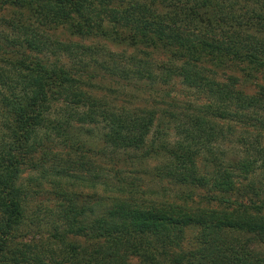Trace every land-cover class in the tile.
Here are the masks:
<instances>
[{"label": "trees", "instance_id": "16d2710c", "mask_svg": "<svg viewBox=\"0 0 264 264\" xmlns=\"http://www.w3.org/2000/svg\"><path fill=\"white\" fill-rule=\"evenodd\" d=\"M0 10V264H264V86L247 95L204 67L218 57L264 71V0H0ZM60 28L97 41L57 40ZM158 51L168 58L152 61ZM99 70L121 91L178 82L198 102L116 108L90 91ZM132 152L157 162L154 180L205 189L213 207L192 210L190 193L132 201V182L108 181L99 163ZM26 170L36 174L22 182ZM45 181L57 189L49 205L36 199Z\"/></svg>", "mask_w": 264, "mask_h": 264}, {"label": "rangeland", "instance_id": "374dc122", "mask_svg": "<svg viewBox=\"0 0 264 264\" xmlns=\"http://www.w3.org/2000/svg\"><path fill=\"white\" fill-rule=\"evenodd\" d=\"M3 11V10H0ZM2 13V12H0ZM4 14V13H3ZM7 14H5L6 16ZM4 16V17H5ZM10 17H15V15H11ZM1 18V17H0ZM0 25L1 28H5L1 19H0ZM53 38H56L57 40H72L77 41L80 44H84L86 46L89 45H95V42L97 41H89L87 40H79L76 39L73 36H68L64 33L63 29H59L56 32L53 33ZM95 40V39H91ZM101 44H103L106 48H108L111 52H118L119 49L110 43L108 41H105L104 39H100ZM107 42V43H106ZM93 43V44H91ZM128 50V49H127ZM130 50V49H129ZM94 52V51H93ZM159 52V53H158ZM152 54L151 60L155 62H160L161 60H165V57L168 58L167 52H160ZM125 54H129V51H125ZM94 53H92L93 55ZM55 56L59 57L60 62L64 61L61 55L56 54ZM97 60L103 59V55L98 52V54L95 55ZM163 56V57H162ZM161 58L159 60L158 58ZM171 58V56H170ZM218 57L213 58L212 62H208L204 64L205 68H208L212 72L216 73V77L220 82H230V78L236 79L234 88L241 90L243 93L247 95H253V93L257 91L258 86H264V71L254 72L253 68H249L251 72H249L244 66L247 67L245 64H241L237 61H227L225 58H221L223 63L217 64ZM167 60V59H166ZM172 61V60H171ZM162 62V61H161ZM176 66L180 65L181 62L178 57H176L175 61H172ZM105 73L103 70H99L96 74V77L93 79L96 82L95 89L90 90L92 94H94L95 97H105V100L112 106L118 108L120 107V104L127 105L132 109V106H145L149 108L155 109V112H158L159 114L164 111L170 109L171 102H174L178 104V108L176 110L180 111L181 108H186L189 106V104L198 102V100L195 99V97L192 96L191 91L185 89L184 87L180 86L178 82H175L173 85L166 86V87H157L153 86L154 89H151L152 86L147 87L140 86L138 89L133 90H123L120 88V83L122 82L121 79H118L116 77H108L107 75H104L99 80L100 75ZM249 77H248V76ZM118 82L119 84L115 83ZM123 83H125L123 81ZM106 88H109L111 91L109 94L106 92ZM167 94V97H163V99L160 100L159 95ZM163 100V101H162ZM156 101V103H154ZM130 104H133L132 106ZM153 105V106H152ZM187 105V106H186ZM184 106V107H182ZM189 108V107H188ZM165 112V111H164ZM166 121V120H165ZM169 124V123H168ZM240 125L236 126V129L234 131V137L237 138L238 134L243 130ZM246 128V124L243 126ZM249 129L248 132L251 135H254L256 133V130L254 131L252 127H247ZM169 143H173L177 138L174 137L172 131L168 130L166 131ZM99 131L93 130V138L91 137L88 139V142L93 143V148H97L98 150L102 149V144L98 140ZM151 136H149L150 138ZM151 139V138H150ZM263 142H264V132H263ZM225 143H223L220 147V150L222 152H225L227 149V152L229 153V156L237 157L238 149L233 146V144L228 145L229 147L224 146ZM103 152V151H102ZM107 155L109 156V151ZM133 154V156H132ZM134 155H139V152H132L129 154H123L117 153V159L118 164L116 166L110 165L108 163H105V160L99 161L100 166L103 168V173L108 178V181L112 180L113 177H110L113 172H116L119 177H121V180L124 181V183H127L126 185H129L131 183L132 187V201H141L143 203L149 202V201H158V202H165L170 204H183V195H186L190 193L192 203H189L187 201V204H192L191 209L195 210L196 207H202V208H212L213 206L206 207L204 204V197H207V195L211 194L205 190V189H192V188H175L172 185L166 183V181H158L154 180L152 177H150V168L157 164L156 161H146V162H139L136 159H134ZM115 157V156H114ZM136 158V157H135ZM108 164V165H107ZM36 173L25 171L24 174H22V182L28 175H35ZM55 180V179H53ZM49 181L42 182V188L39 190L38 195L36 196V199H38V202L45 203V204H51L54 200L57 199L54 192L57 191L54 185H51L48 183ZM61 182V181H60ZM53 184V183H52ZM59 187H62L60 185ZM134 189V191H133ZM191 189V190H190ZM135 192V193H133ZM100 195L107 196L109 195L108 192H105L100 190ZM181 197V198H179ZM196 235L195 228H189L185 230L183 236L186 241L193 240L194 236Z\"/></svg>", "mask_w": 264, "mask_h": 264}]
</instances>
